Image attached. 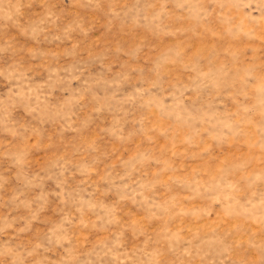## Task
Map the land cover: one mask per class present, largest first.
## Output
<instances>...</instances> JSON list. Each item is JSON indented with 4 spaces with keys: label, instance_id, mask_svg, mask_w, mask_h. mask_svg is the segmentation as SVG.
Returning a JSON list of instances; mask_svg holds the SVG:
<instances>
[{
    "label": "rangeland",
    "instance_id": "obj_1",
    "mask_svg": "<svg viewBox=\"0 0 264 264\" xmlns=\"http://www.w3.org/2000/svg\"><path fill=\"white\" fill-rule=\"evenodd\" d=\"M0 264H264V0H0Z\"/></svg>",
    "mask_w": 264,
    "mask_h": 264
}]
</instances>
